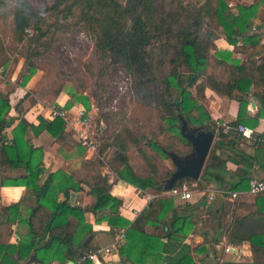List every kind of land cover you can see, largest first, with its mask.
Wrapping results in <instances>:
<instances>
[{"label": "trees", "instance_id": "1", "mask_svg": "<svg viewBox=\"0 0 264 264\" xmlns=\"http://www.w3.org/2000/svg\"><path fill=\"white\" fill-rule=\"evenodd\" d=\"M262 4L264 0L239 2L235 5L236 12H232L225 0H202L196 8L183 6L180 0H176L173 11H168L164 0H124L123 4L118 0H54L46 10L54 11L56 16L60 14L63 19L75 16L76 23L90 36L101 58L121 63L128 73L134 75L135 93L153 102L159 113V120L168 123L167 132L178 140L181 147L188 143L179 133L178 116L192 125H200L206 121L207 127L214 132L215 139L201 173L196 181L182 178L174 186H179L182 182H195L199 190L214 184L219 190L240 191L247 188L252 158L235 147L236 140L245 139L254 144L264 141V132L258 134L252 131L249 137H244L237 130L239 125L246 126L248 93L258 100L261 108L264 107V44L261 43L264 38L263 12L258 13V33L249 32L253 28L251 26L255 12ZM11 15L12 30L17 41L27 35V29L35 30L37 36L43 35L39 28L40 16L29 11L24 0L16 2ZM203 24L220 30L232 50H214V37L201 35ZM233 54L244 58L240 61ZM211 59L215 68H220L221 71L207 72ZM23 65L27 66L28 72L22 77L21 86L26 84L28 77L34 72V66L30 62L26 64L23 61ZM155 66L159 68L158 75L155 73ZM250 86L253 87L252 91ZM205 89L213 91L219 97L234 98L237 101L238 110L234 121L216 125L211 120L200 103L205 100ZM58 93L57 91L55 95ZM26 96L27 93L11 105L8 95L0 92V186L22 185L29 191V204L26 205L24 219H19L20 203L0 210V264H18V261L31 254L38 259L39 264H47L50 260L56 263L75 260L94 248L91 240L83 245L86 237L93 232L85 222L83 209L65 202L69 191L81 189L79 184L82 181H76L61 169L48 173L40 181L39 176L44 172L43 151L30 144L28 134L31 132L38 135L46 131L60 146H74L82 153L85 150L72 137V133L65 129L60 118L46 120L37 115V124L27 121L19 107ZM73 98L88 108L89 104L82 96L74 95ZM42 103L65 110H71L74 105L68 100L60 106L54 100ZM12 109L14 114H11ZM248 121L251 129L257 119L254 117ZM231 130L235 133H231ZM225 138L231 139L225 142ZM114 139L118 140V145L110 156L107 154L110 143L101 142L98 154L102 159L90 156L82 165L87 171H93L92 178L83 181L95 195V200L88 209L95 215L108 210L109 214L101 215L100 218H105L111 226L125 227L124 243L117 248L120 261L131 260L133 264H142L145 252L148 254L155 251L158 258L163 252H170L168 243L173 239L182 240L191 231L194 224L192 217H198L197 210L200 207L198 203L175 206V197L161 194L165 191L163 179L168 177L171 170L166 168L162 178L155 180L158 168L153 151L163 159L169 157L167 151L153 139H147L143 135L134 136L130 131L126 132V137L116 134ZM128 144L134 147L144 164L146 175L136 174L128 164ZM222 149L229 153L225 158L220 155ZM227 160L244 166L235 179L225 178ZM102 166H106L118 180L140 191L157 195L134 221L129 222L117 216L119 200L107 193V177L102 176L99 171ZM5 168L15 170L16 174L13 177L6 176ZM59 194L60 200L57 197ZM168 212L170 225L164 232L165 244L159 241L158 236L145 234L143 225L151 224V220L159 222ZM100 218H95V221ZM17 219L26 225L28 234L21 237L16 243L15 252L10 255L5 250L6 243L1 239L9 222ZM224 237L230 244L248 241L252 257L250 264H264V210L245 215L233 212L224 229ZM217 240L212 237L207 242L215 243ZM190 250L188 245L182 244L177 253L171 257H163L164 264H191ZM81 264L93 263L85 260Z\"/></svg>", "mask_w": 264, "mask_h": 264}, {"label": "crops", "instance_id": "2", "mask_svg": "<svg viewBox=\"0 0 264 264\" xmlns=\"http://www.w3.org/2000/svg\"><path fill=\"white\" fill-rule=\"evenodd\" d=\"M255 18L259 21L258 17L255 16ZM261 43L264 44V38H262ZM213 44L215 46V50H232V46L224 40L222 34H217L214 37ZM233 56L238 58L240 61L244 58L243 56L237 54H233ZM14 78L15 77L13 76H11V78L6 77V80L0 81V92L8 95L11 105L22 98V96L26 93L25 87L30 84L29 82L24 86H19L17 81H14ZM250 90H253L252 86H250ZM204 96L205 100L203 105L212 121L220 124H227L236 119L238 104L234 98L229 99L219 97L209 89H205ZM27 97L28 96L25 97L19 106L23 117L34 125L38 122L36 118L37 115L42 116L46 120H50L47 118L46 114L47 105H44L38 100H35L34 103L30 104ZM246 97L247 106L245 110V118L249 123L248 120L255 117L257 122L251 129L253 132L261 134L264 132V107L261 108L258 100L253 98L250 93H248ZM53 100L54 103L59 106L63 105L66 101L60 93L55 95ZM72 107L77 106L73 105ZM259 112L260 114H258ZM11 114H14L13 109L11 110ZM247 122L245 125L249 128ZM230 132L235 133L233 130ZM72 137L74 138L73 134ZM28 138L31 145L34 147H40L43 151L42 167L44 172L39 176L40 181H42L48 173L54 172L58 169L72 175L76 181H82L79 184L81 189L78 191H69L65 202L71 205L80 206L83 209L85 222L91 226L93 231L92 234H90L92 246H107L114 242L118 232L120 230L125 231V227L111 226L107 223L105 218H100L101 215H108V210H103L95 215L88 209V207L94 202L95 195L90 192L88 188L89 185L85 184L83 181L85 179L89 181V179L92 178L91 176L93 175V171H87L82 165L90 156L85 152L82 153L77 151L74 146H60L46 131H43L38 135H33L29 132ZM229 139L231 138H225V142ZM185 147L189 148V145ZM235 147L242 150L252 158L251 166L248 169L249 178H264V141L254 144L245 139L240 141L236 140ZM220 151L222 158H225L226 154H229L226 149H222ZM134 152L136 161L135 163H132L127 155L128 164L136 174L144 176L146 175L145 166L138 157L135 149ZM102 162H104V160H102ZM243 167V164L237 165L230 160H227L225 163L227 171L225 174L226 180L235 179L239 170ZM157 168L158 173L155 180L159 181L162 178L163 171L159 169L158 163ZM167 168L172 170L169 166H167ZM4 170H6V172L4 171L5 175L9 177H13L16 174L15 170H8V168H5ZM99 171L102 176L107 177V184L109 185L107 193L119 200L117 216L123 220H127L129 222L134 221L150 201L146 198V195H156L140 191L134 186L118 180L106 166H102ZM205 188L210 190L217 189L214 184H209ZM28 196L29 191L22 185L2 184L0 186V210L2 207H6L14 203H20L19 219L22 220L26 214V205L29 204ZM57 197L59 200L61 199L60 194ZM215 197L212 201H207L204 195L197 193L192 194L187 201H181L178 198H174L173 204L175 206L177 204L183 205L184 203H190L192 205L198 203L200 207L199 210H197L198 217H192L194 224L191 227V231L184 235L182 240L173 239L168 243V248L171 249L170 252H163L159 258L155 255V251H150L148 254L145 252V257L143 258L144 262L142 264H164L163 257H171L177 253L182 244L188 245L191 249L189 253L192 260L191 264H250L252 262V257L248 241L244 240L237 244L227 243L224 237V229L229 224L233 212L239 215H245L252 211L256 212L264 210V196L259 197L258 195L250 196L240 194L238 197L233 199H231L228 195L221 196V200L217 201L214 208L215 212L212 214L210 208ZM257 198L260 199V201H258ZM203 199H205L206 202L204 205H201V201ZM97 217L100 218L99 221H95V218ZM218 217L219 220H217ZM153 222L154 221L151 220V224L145 223L143 225L144 233L158 236L159 241L166 244L167 242L164 232L166 231L167 226L170 225V212L165 214L163 219L159 220V222ZM27 234L28 229L22 221H18L17 219L16 221L9 222L8 227L5 230L4 237L1 239L6 243L5 250L9 252L8 254L12 255L15 252L16 243L21 239V237H24ZM212 237H216V239H218L217 242H207V240H210ZM124 238L125 237H123L120 241L119 245L124 243ZM117 248L112 250L111 253L100 260V263L93 261L92 263L133 264L131 260L121 262ZM68 261L72 262L73 260H65L62 263H67ZM49 262L54 261L50 260ZM18 264H39V262L38 259H35L34 255L31 254L29 257L18 261Z\"/></svg>", "mask_w": 264, "mask_h": 264}, {"label": "rangeland", "instance_id": "3", "mask_svg": "<svg viewBox=\"0 0 264 264\" xmlns=\"http://www.w3.org/2000/svg\"><path fill=\"white\" fill-rule=\"evenodd\" d=\"M17 1L0 0V65L5 70L0 81L13 76L14 81L20 86L22 77L28 72L23 61L26 64L30 62L34 66V72L26 82V84L30 82L25 87L28 101L49 102L58 91L64 99L75 106H81L80 101L73 100V96H82L87 104H92V127L98 135L99 142L110 143L107 151L109 156L117 149L118 140L114 139L115 135L126 137L127 131L137 137L143 135L147 139H153L166 151L179 155L189 151L188 147H181L178 140L167 132L168 123L159 120V113L153 102L135 93L134 75L128 73L121 63L101 58L90 36L79 23H76L75 16L63 19L60 14L56 16L54 11L46 10L54 0H24L28 10L40 16L39 28L43 35L37 36L35 30L27 29V35L17 41L11 24L12 10ZM225 1L232 12H236L235 5L239 2H248V0ZM118 2L123 4L124 0ZM164 2L167 4L166 9L173 11L176 0ZM180 2L183 6L196 8L202 0ZM261 12L264 13V4L259 5L255 16L258 17V13ZM259 24L254 17L251 26L254 30L249 32L258 33ZM217 34H221V31L203 24L201 30L203 37H215ZM149 51L153 52L150 49ZM210 53L212 55L213 50ZM156 70L155 73L158 75L159 68ZM211 71H221L220 68H215L212 59L207 68V72ZM200 103L203 105L204 101ZM127 147V155L130 161L135 163L133 146L128 144ZM153 153L160 170H166L167 166L172 168L169 159H163L154 151Z\"/></svg>", "mask_w": 264, "mask_h": 264}, {"label": "built area", "instance_id": "4", "mask_svg": "<svg viewBox=\"0 0 264 264\" xmlns=\"http://www.w3.org/2000/svg\"><path fill=\"white\" fill-rule=\"evenodd\" d=\"M254 30V28H251ZM4 69L0 67V79L3 78ZM92 104H89L88 108L81 106L72 107L71 110H65L52 104H47V118L52 119L55 117L60 118L63 121L64 127L72 132L76 141L84 148L85 153L94 158L102 159L98 154L99 140L97 133L94 132L93 120H92ZM216 125L220 123L215 122ZM237 130L244 136L249 137L252 133L250 128L244 126H238ZM200 193L206 197L207 201H212L216 195H228L231 199L238 197L240 194H246L250 196H257L264 194V178L251 177L248 179L247 188L244 191H228L219 189H206L199 190L196 187L195 182L186 183L182 182L179 186H172L170 189L165 190L161 194H166L180 199L181 201H187L192 194ZM157 195H146L148 200L153 199ZM124 237V231L120 230L116 235L114 242L107 246H96L92 250H89L84 255L76 258L72 261V264H81L85 260L98 262L102 260L106 255L111 253L112 250L119 246L120 241ZM48 264H66L49 262Z\"/></svg>", "mask_w": 264, "mask_h": 264}, {"label": "water", "instance_id": "5", "mask_svg": "<svg viewBox=\"0 0 264 264\" xmlns=\"http://www.w3.org/2000/svg\"><path fill=\"white\" fill-rule=\"evenodd\" d=\"M178 120L179 133L188 143L189 151L182 155L170 151L166 152L172 164V170L164 180V190L170 189L182 178H189L192 181L198 179L215 136L214 132L207 127L206 121L200 125H192L182 116H178ZM220 200L221 196L217 195L210 208L212 214L215 212L214 208L217 201ZM205 202L203 199L201 205H204ZM90 238L91 235H88L83 241V245H86ZM66 264H72V262L68 261Z\"/></svg>", "mask_w": 264, "mask_h": 264}]
</instances>
